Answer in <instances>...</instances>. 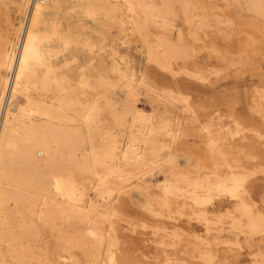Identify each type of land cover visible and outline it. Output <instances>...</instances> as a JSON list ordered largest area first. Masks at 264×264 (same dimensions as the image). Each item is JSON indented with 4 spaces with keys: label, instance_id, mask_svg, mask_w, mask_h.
I'll list each match as a JSON object with an SVG mask.
<instances>
[{
    "label": "bare ground",
    "instance_id": "1",
    "mask_svg": "<svg viewBox=\"0 0 264 264\" xmlns=\"http://www.w3.org/2000/svg\"><path fill=\"white\" fill-rule=\"evenodd\" d=\"M222 1L226 6L235 5L238 15L246 14L250 20L248 27L253 26L254 31H258L255 26L264 27V0ZM9 4L20 18L16 24L6 19L4 32L0 29V264H122L111 223L117 214L113 201L131 188L147 197L148 169L163 164L173 172L170 171L169 179L164 177L151 201L144 196L145 203L141 206L156 221L153 225L142 223V227L158 236L154 241L162 251L161 264L184 262L185 259L174 256V250H165L184 248L186 244L197 250V256L191 259L212 264L215 255L211 248L218 241L230 242V236H224L221 228L211 233L210 226L215 223L207 214L215 204L227 210L230 206L226 214L227 232L233 235L238 250L242 248L240 237L249 253L264 247V213L250 202L256 183L264 182V177L261 181L253 177L260 172L264 174V169L256 165L247 168L239 163L229 165L221 148L216 147L222 127L214 124L211 116V124L202 125L200 130L205 133L207 149L220 156L226 171L219 172L221 166L213 162L208 173L197 172L191 177L177 174L170 148L181 138L184 123L181 116L173 117L175 121L171 124L169 115L156 120L146 115L137 106L141 89H150L145 77H134L128 62L121 63L115 46L110 49L109 63L105 66L104 60H100L102 54H95L94 49L99 46L92 36L80 38L84 26L90 22L89 31L98 34L100 41H107L109 36L104 37L96 27L103 28L104 23L115 20L114 40L117 37L140 42L147 62L155 70L175 76L173 63L182 61L184 72L186 65L197 64L199 58L190 60L193 55L187 45L195 41L204 43L210 32L206 28L214 27L226 38L234 32L228 19L214 18L211 22L206 19L216 11V3L0 0L4 8ZM179 15L182 23L177 27L175 18ZM220 24L227 29L218 28ZM248 36L247 40L254 43ZM79 53L84 55L81 60ZM217 55L214 58L223 64L225 58ZM162 93L166 94L168 104L182 98L184 104L179 110L187 113L192 122H198L186 98L173 91ZM256 94L258 106L252 110L264 125V90H257ZM104 114L112 122L105 130L99 125ZM212 126L216 129L213 133ZM236 127L233 131L226 129L230 139L257 142L243 134L245 128L239 124ZM256 135L264 139V131ZM259 145L261 148L246 152L247 160L255 159V155L264 159V141ZM90 191L93 197H88ZM175 215L202 222V236L181 244L176 227L168 229L159 219L175 222ZM221 216H216V223ZM107 222L108 229H104ZM259 255L252 254L250 264H263L257 258Z\"/></svg>",
    "mask_w": 264,
    "mask_h": 264
},
{
    "label": "rangeland",
    "instance_id": "2",
    "mask_svg": "<svg viewBox=\"0 0 264 264\" xmlns=\"http://www.w3.org/2000/svg\"><path fill=\"white\" fill-rule=\"evenodd\" d=\"M193 1L199 2L200 0ZM202 1L206 2L207 5L216 3V11L206 16V19H208L209 22H211L214 18L228 19L234 25L232 27V29H234V32H232V34L228 36V38H226L222 33L216 31L214 27H210L209 29L206 28L205 31H210L208 35L212 38L211 40L208 39L209 36H205V44L203 42L197 41L193 43L188 42L187 48L190 51V54L193 55L190 60L199 58L196 65L185 66L187 72L189 71L188 73L182 70V61H177L176 64L173 63V69L177 71V74L175 76H171L166 71L158 69L155 70L153 64L151 62H147L145 58V50L140 42H136L134 39L125 41L124 38L117 39L116 37L115 39L118 40L117 42L113 39L117 28V23L115 20H110L104 23L103 26L105 28L103 26V28H101V25L98 26L100 28L96 27L99 32L101 31L100 33H103L105 35L108 31L109 34H107V36L104 35V37L106 38L109 36L108 38L110 39L107 38V41H100L98 34L95 33V35L94 32H91V30L89 31V25H92L90 22H87V24L84 26L86 29L83 28V31L81 33L82 37L80 36V38L88 37L90 35L89 38L92 36L91 39L93 41L95 40L94 42L96 43V45L102 47V50H99L98 47L95 48L94 51L95 54H102L100 56V60H104L103 64L105 66H108L109 63L108 53L110 52V49L114 48L115 46V50L118 52L117 55L121 56V63H123L124 61L128 62L127 65L129 66V68H131L134 77L136 79H138L140 76L145 77L146 83L148 81L147 84L150 89L148 91H143L141 89V91L139 92V100L137 101V106L146 115L150 116L152 119L155 118L154 120L159 117L161 118L169 115V118H172V120L170 121L171 124L175 121L173 117L179 116L180 118L181 116V119L183 120L182 122L185 123H183L181 126V138L178 140L179 142L177 141L170 148L173 149L172 153L170 154L172 155L171 159L175 157V161L173 159L172 163L173 161L175 162L173 164L175 165V168L177 167V174L181 173V175L183 174L191 177L195 176L197 172H199L200 174L208 173L212 169L213 162L221 166L218 168L219 172L226 171V168L222 166L224 163L221 162L220 156L218 157V155L210 152V150L207 149L205 144V133L200 130V127L202 125L211 124V116L214 118L212 122L222 127L220 128L221 131L218 132L220 135L219 137L221 138L217 140L216 147H220L222 152L227 156H225V158L228 164L231 166H237V164L239 163V165L245 166L247 168L251 165H256L261 166V168L264 169V159L258 158L257 155H255L256 158L253 160H247L245 158L246 152L261 148L259 143H262L264 141V139H260V137L256 135V133H261L264 131V125L260 123V118H258V116L255 115L254 110H252V107L256 108L258 106L257 101L259 100L256 99V91L260 89L264 90V27L262 26L263 28L260 29L255 26V29L258 31H254L253 26L248 27V22L250 20H248L246 18V14L242 12L240 13V15H238V12H235L237 9L236 7H234L235 5L226 6L222 0ZM11 5L12 4H9L8 8H4L2 5H0V29L2 33L4 32L6 27V19H11L12 22L16 24L20 18L19 15L13 13V11L11 10ZM218 8L221 10V13ZM224 15L226 16V18ZM181 23L182 17L179 15L175 18V24L176 26L178 25L177 27H179ZM111 24L114 26H112ZM218 26H220L218 28L222 30L227 29L223 24H220ZM184 27L185 26L183 25L182 30L184 31L183 33L186 34V30ZM239 30H242V34L239 33ZM199 34L201 36L204 35L202 31L199 32ZM246 35H249L248 38H252L255 42L253 41L254 43H252L251 39L247 40ZM97 40H99L98 44ZM227 42H230L228 46H226ZM242 42L246 43L245 45L247 46V48L245 47V45L243 47ZM106 43L108 46H106ZM109 44L112 45L110 46ZM250 44L251 48L249 47ZM103 46L106 47V50ZM239 49H245L247 51L245 52V54L244 52L241 53L243 54L241 55L240 52H238ZM82 53L84 54V52ZM82 53H79V60L84 57ZM214 55L219 56L220 59L225 58V62L221 64L217 59L214 58ZM96 60H98L97 57L96 59H94V63L97 62ZM193 74L200 76H193ZM194 78H196L197 80H194ZM151 86L153 87L152 89ZM164 90L173 91L174 93L183 96V98H186L190 109L196 114L198 122H192L187 113L182 114V112L179 110V108L184 104L182 98H178V101H175V103L171 102L170 104H168L169 101L166 100V94L162 93ZM147 92H150V95ZM145 93L147 95H145ZM252 97H254V99ZM262 101L263 100H261V102ZM238 124L245 128V130H243L244 135L254 138L257 142H253V144H251L249 143V141L238 142L235 137L230 139L229 135H226V129L233 131L237 128L236 126ZM99 125L104 130L111 127L112 122L109 115H102L100 117ZM213 130H216L214 126L211 127L212 133ZM166 166V164H163L158 168L153 169L151 167L148 169L149 171L147 170L148 172L145 178L147 179V186L149 185L148 187L150 188L148 190L149 193L147 194V197L145 195H138L137 190L131 188L126 193H123V195L120 194L119 196H117L118 198H116V202L115 200L113 201V204L116 207L117 214L111 219V223L114 227L113 233L117 238V254L122 264H161L160 258L162 256V251L154 241L157 240L158 236L152 235L151 230H144L142 227L145 223L153 225V223L156 221L154 218H151V215H149L141 206L145 203L144 196L146 197V199H149L151 201V195L158 194V191L161 187V181L163 179L165 180V178L169 179V174H171L173 170L169 168L166 169ZM198 168L200 169L198 170ZM167 171L171 172L168 173ZM166 173H168L169 176ZM263 177L264 174L260 172L253 178L255 180L261 181ZM156 187L158 188V190ZM140 196L143 198H140ZM88 197H93V193L91 191L88 192ZM250 202L255 205L257 210L259 209L264 213V182L256 183L254 193L251 197ZM229 209L230 206L228 210ZM228 210L226 209V207H220L218 205L216 206V204L214 207L212 206L211 209L208 210L207 217L215 223L210 226V228L212 229L211 233L212 231H216L217 229L221 228L224 232L222 233L224 236H230V242L225 243L226 241H218V244L214 248H211L213 254L215 255V260L212 262V264H250L252 261L251 255L256 253L260 254L259 256H257V258L260 259L264 264V247H261L259 250L251 251L249 253L250 249L247 248L244 241L242 240V237H240V245L242 248L239 249L240 251L238 250L235 241H233L232 239L233 235L227 232L229 218L226 217V214ZM232 214H235V211H232ZM220 215H222L221 218H219L220 222L216 223V221L218 220L216 216ZM175 217V222L167 220L163 217L159 219L168 229H171L173 225L176 227L174 229L181 234V244H183L184 241L193 242L195 241V236H202V234L204 233L202 222L196 220H188L185 215H181V217L179 215H175ZM108 224V222L104 223L103 228L108 229ZM184 248H167L165 251L173 252L174 250V256L180 259H185L181 264H206L200 260L190 258L192 256H197L196 249L189 247L188 244H186Z\"/></svg>",
    "mask_w": 264,
    "mask_h": 264
}]
</instances>
